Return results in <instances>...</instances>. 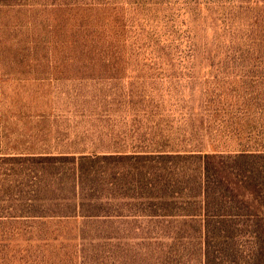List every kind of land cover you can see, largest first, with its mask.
<instances>
[{
	"label": "rangeland",
	"instance_id": "1",
	"mask_svg": "<svg viewBox=\"0 0 264 264\" xmlns=\"http://www.w3.org/2000/svg\"><path fill=\"white\" fill-rule=\"evenodd\" d=\"M242 146H264V0H0V150L82 160L100 214L0 236V264H198L162 186ZM73 168L43 166L55 213Z\"/></svg>",
	"mask_w": 264,
	"mask_h": 264
},
{
	"label": "trees",
	"instance_id": "2",
	"mask_svg": "<svg viewBox=\"0 0 264 264\" xmlns=\"http://www.w3.org/2000/svg\"><path fill=\"white\" fill-rule=\"evenodd\" d=\"M178 158L196 159V166L189 169L191 173L182 176L183 180L163 184L162 189L164 198L168 199V192L172 190L174 196L166 202L171 206L178 194L186 192L181 205L187 219L181 222V227L185 231L191 230L190 233L197 234L200 239L198 264H264V146H242L233 154L207 153ZM70 160L74 163V181L69 190L72 198L71 201L64 199L66 202L63 204L58 202L66 209L59 214L50 210L52 205L48 206L47 201L57 202L58 199L52 190L53 178H49L51 182L48 183L43 177V166ZM0 162L18 166V170L11 174L7 171L13 169L0 168L1 237L19 232L33 223L31 221L39 219L100 215L95 212L87 214L80 200L77 202L83 175L82 160L36 154H3L0 155ZM12 174L20 178L11 179ZM48 175L52 177L50 172ZM42 201H45L44 204H39ZM191 209H195L194 212Z\"/></svg>",
	"mask_w": 264,
	"mask_h": 264
},
{
	"label": "crops",
	"instance_id": "3",
	"mask_svg": "<svg viewBox=\"0 0 264 264\" xmlns=\"http://www.w3.org/2000/svg\"><path fill=\"white\" fill-rule=\"evenodd\" d=\"M11 153V151H9V152H6V151H2V150H0V155H9ZM14 155V154H13Z\"/></svg>",
	"mask_w": 264,
	"mask_h": 264
}]
</instances>
